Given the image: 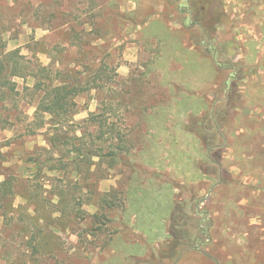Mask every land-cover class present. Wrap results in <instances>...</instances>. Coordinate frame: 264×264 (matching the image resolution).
<instances>
[{
  "label": "rangeland",
  "instance_id": "obj_1",
  "mask_svg": "<svg viewBox=\"0 0 264 264\" xmlns=\"http://www.w3.org/2000/svg\"><path fill=\"white\" fill-rule=\"evenodd\" d=\"M192 2L0 0V264H264V0Z\"/></svg>",
  "mask_w": 264,
  "mask_h": 264
},
{
  "label": "trees",
  "instance_id": "obj_2",
  "mask_svg": "<svg viewBox=\"0 0 264 264\" xmlns=\"http://www.w3.org/2000/svg\"><path fill=\"white\" fill-rule=\"evenodd\" d=\"M213 0H193L192 2V11L198 12L196 14L197 17H199L200 6L204 4H209ZM23 56L19 55L17 52H8L7 56L5 55L3 58H0V84L5 85L8 84L6 78V73L9 71V74L11 76H14L17 74L18 69H20V59H22ZM48 68H41V70L36 72L35 75H39L42 78L49 76ZM105 72L103 68L96 70L95 76L92 78L91 81L95 82L96 80H99V78L105 77ZM5 73V74H4ZM8 74V73H7ZM57 75H59V72H56ZM34 75V74H33ZM50 79V78H48ZM101 79V80H102ZM107 79V78H106ZM90 81V82H91ZM87 83V82H86ZM89 83V81H88ZM11 90H13V86L11 84L10 86ZM35 90L41 91L42 94L39 96V101L36 104L34 118L39 119L43 121L44 115L48 114L51 117H57L62 118L64 120L67 118L68 113L71 111V109L74 106L73 98L77 96L79 93H81L84 90H87L89 88H94L90 86H86L85 82H80L79 79H73L69 81H60L58 84H53L50 82L48 85L45 84L44 80L40 79L36 81L34 84ZM104 119L98 120L99 122V128L102 130V134H105L106 131H103V126L105 125ZM114 131L115 129L112 128ZM198 131V130H196ZM201 139L205 141V137L201 134V132H198ZM207 145V142H204ZM121 149V147L119 148ZM112 156L115 157L118 154H115V152H111ZM110 155V154H109ZM73 159V158H71ZM103 202L106 204L110 203L108 200L104 199Z\"/></svg>",
  "mask_w": 264,
  "mask_h": 264
}]
</instances>
